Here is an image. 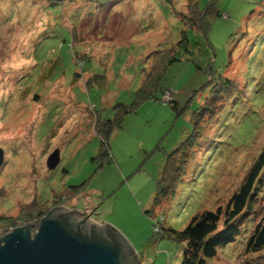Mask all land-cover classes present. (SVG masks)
<instances>
[{"label":"rangeland","instance_id":"374dc122","mask_svg":"<svg viewBox=\"0 0 264 264\" xmlns=\"http://www.w3.org/2000/svg\"><path fill=\"white\" fill-rule=\"evenodd\" d=\"M192 1L198 10L214 5L206 35L183 24ZM260 1L0 0V237L33 223L29 211L90 214L97 206L92 219L121 231L138 264H179L182 245L156 242L155 220L181 231L196 214L224 208L264 145ZM183 36L189 52L166 70L159 100L124 114L119 106L134 102L149 53ZM226 80L238 92L204 132L196 129L212 142L197 152L171 204L154 206L167 157ZM109 129L107 163L98 155ZM255 208L257 221L264 195ZM241 247L223 248L214 264H264V251L244 256Z\"/></svg>","mask_w":264,"mask_h":264},{"label":"trees","instance_id":"16d2710c","mask_svg":"<svg viewBox=\"0 0 264 264\" xmlns=\"http://www.w3.org/2000/svg\"><path fill=\"white\" fill-rule=\"evenodd\" d=\"M191 4L193 7L189 6V9H191L188 17H184L185 20H182L183 24L194 32L206 35L210 29L207 18L213 13L214 5L211 3L205 9L198 10L196 9V2L192 1ZM259 4L263 6L264 0L260 1ZM188 50L186 38L183 36L180 41L169 49L151 51L147 56L149 68L143 71V78L135 94L134 102L130 106H119L124 114L134 112L137 107L146 101H158V93L161 90L160 84L166 70L172 65L181 62V55L188 53ZM214 87H218V90L212 93L218 96L209 100L200 108L201 113L197 114L193 120L196 127L194 133L167 157L157 182L154 206L160 208L163 205L171 204L179 186L184 182L189 165L194 160L197 152H199L203 144L212 142L207 135L203 134L206 127L209 126L210 120L216 118V115L227 106L231 97H234L238 92L236 85L229 80ZM235 101L236 99H233V104H235ZM171 103H173V100L167 104ZM107 126L109 127L111 124ZM201 128L204 129L203 132L200 130L197 132L196 129ZM110 132L111 130L109 129L106 132L107 136L102 138V146L98 155L99 158H104V162L106 161L107 163L111 161L108 145V134H111ZM102 165L103 163L99 162V168ZM263 195L264 145L249 167L238 190L230 197L224 208L196 214L181 231L163 227L165 219L160 217L153 224V229L156 231L154 233L158 235L156 242L166 239L182 245L179 264L218 263L216 260L219 251L236 243H238V246L242 245L239 251H242L244 256L257 255L264 251V215L257 221L251 215L256 212L257 200ZM57 207H45V211H39L40 208L37 212L29 211L26 215L33 220V223H26L24 226L34 225V223L48 216ZM242 224H245V229L249 227L246 233H244L245 229L242 231ZM32 233L33 230L31 231ZM232 247L234 248L235 246Z\"/></svg>","mask_w":264,"mask_h":264},{"label":"water","instance_id":"95a60500","mask_svg":"<svg viewBox=\"0 0 264 264\" xmlns=\"http://www.w3.org/2000/svg\"><path fill=\"white\" fill-rule=\"evenodd\" d=\"M3 160L0 149V167ZM57 164L58 154L53 153L48 169ZM92 212L58 207L31 227H17L0 238V264H138L130 240L92 219Z\"/></svg>","mask_w":264,"mask_h":264},{"label":"built area","instance_id":"2783aa9c","mask_svg":"<svg viewBox=\"0 0 264 264\" xmlns=\"http://www.w3.org/2000/svg\"><path fill=\"white\" fill-rule=\"evenodd\" d=\"M24 225H25V223H22L20 226H16L15 228L11 227L10 229H7V232H6L5 234L12 233V231H13L14 229H16L17 227H21V226H24ZM5 234H4V235H5ZM32 234H34V231H33ZM0 238H1V237H0Z\"/></svg>","mask_w":264,"mask_h":264}]
</instances>
